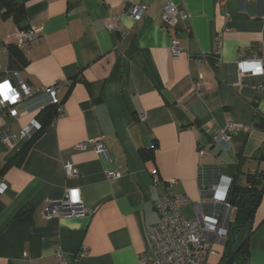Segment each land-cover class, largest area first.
I'll list each match as a JSON object with an SVG mask.
<instances>
[{"label":"crops","instance_id":"crops-1","mask_svg":"<svg viewBox=\"0 0 264 264\" xmlns=\"http://www.w3.org/2000/svg\"><path fill=\"white\" fill-rule=\"evenodd\" d=\"M18 1L22 25L37 29L39 39L18 47L23 29L0 19V81L13 83L16 74L36 91L18 103L16 117L0 112V176L7 184L0 192V264H56L58 250L66 264H138L148 248L145 229L158 220L159 195L171 190L188 198L179 211L191 218L203 200L201 178L207 185L220 175L232 178L239 157L243 173L264 174V161L252 159L264 150V130L253 126L255 115L264 121V76L240 75L235 66L239 50L264 56V0H170L188 13L175 29L162 17L168 0ZM141 4L147 8L137 21L127 11ZM172 37L183 48L177 58ZM50 86L63 114L18 163L27 140L17 134L49 106L42 88ZM226 122L234 124L228 143H213ZM88 139L103 142L104 156L91 145L74 148ZM141 150L153 158L143 159ZM67 161L75 176L65 175ZM108 170L120 176L110 179ZM239 182L245 184L244 174ZM74 190L84 214L46 220V200ZM26 207L23 223L15 215ZM246 238L240 264H264V191L233 247ZM213 248L208 262L222 264L227 245Z\"/></svg>","mask_w":264,"mask_h":264},{"label":"built area","instance_id":"built-area-1","mask_svg":"<svg viewBox=\"0 0 264 264\" xmlns=\"http://www.w3.org/2000/svg\"><path fill=\"white\" fill-rule=\"evenodd\" d=\"M146 8L147 4H141L129 9L127 12L139 21L143 18ZM162 17L167 28L175 29L180 21L185 22L188 20V13L168 0L162 6ZM113 18L116 19L117 15H114ZM107 29L115 30L111 23L107 24ZM38 39L37 29L19 30L17 33V46L20 48L29 47ZM182 51L183 48L177 37H172L170 43L172 57L177 58ZM198 64L201 65L202 61L198 60ZM235 66L240 75L264 76V56L239 50ZM15 77L13 83L9 79L0 81V84L8 82L11 88V91L7 94L9 99H5L4 94L0 92V112L12 117L18 115V103L30 97L36 91L26 85L16 74ZM200 86L199 79L195 80L192 83V90L197 93ZM42 89L49 96V105L55 106V116L52 120L55 121L63 114V104L54 86ZM260 89H262V85L258 87V90ZM146 117L147 115L144 112L138 114L140 121L145 120ZM233 128V123L226 122L222 128L212 135V142L228 143ZM40 129V122L37 119H32L29 124L19 130L17 136L28 140ZM88 145H91L97 154L104 156L105 147L100 140H82L77 142L74 148L84 150ZM202 152V150H199L200 154ZM63 169L66 176L77 174V170L70 161L64 163ZM107 175L110 179H116L120 176L116 170H108ZM231 180V177L220 175L213 183L207 185L204 179L201 178L199 190L203 200L196 204V215L191 218L184 217L179 211L180 206L190 202L188 198L175 195L171 190H166L159 195L154 201L158 220L145 229L148 248L139 257L138 264H211L207 258L210 254L215 253L213 243L225 242L227 238V225L232 209L227 202ZM175 181L176 179L172 178L169 183ZM6 187L5 180L0 176V192H3ZM74 192L76 193L75 197L73 196ZM83 214V202L77 190L68 192L56 201L46 200L43 209V216L46 220ZM85 252V249H82L80 255H84ZM55 256L57 259L56 264H66L60 250L55 252Z\"/></svg>","mask_w":264,"mask_h":264},{"label":"trees","instance_id":"trees-1","mask_svg":"<svg viewBox=\"0 0 264 264\" xmlns=\"http://www.w3.org/2000/svg\"><path fill=\"white\" fill-rule=\"evenodd\" d=\"M10 17L19 27V29H27V26H23L22 23L25 19V8L24 5L18 0H0V19ZM251 105L254 106V102H251ZM39 122L41 124V129L33 134L24 145L22 150L16 154L15 161L20 163L26 153L28 152L29 147L32 143L41 135L43 127L51 122L55 116V106L49 105L45 107L39 113ZM45 118L42 120V117ZM253 126L264 130V121L255 115V120ZM140 155L143 159H152L153 151L141 150ZM252 159L256 161H264V150L262 148L256 150L253 154ZM243 157H239L236 171L232 177L231 184L229 187L227 202L230 204L233 209L230 213V218L228 221V231L225 244L227 245V250L223 255L222 264H240L243 260V257L248 252V239L246 238L241 242V244L234 248V237L238 234L241 228L251 219L255 210L260 202L262 193L264 191V174L260 171H255L253 173L242 171V164L244 162ZM245 175V184L239 182V177ZM31 208L26 207L21 209L15 215V218L20 222L26 223L29 221L28 214H30Z\"/></svg>","mask_w":264,"mask_h":264},{"label":"snow or ice","instance_id":"snow-or-ice-1","mask_svg":"<svg viewBox=\"0 0 264 264\" xmlns=\"http://www.w3.org/2000/svg\"><path fill=\"white\" fill-rule=\"evenodd\" d=\"M4 86L7 87L8 92L11 91V88H10V85H9L8 82H4L3 84H0V87H4ZM4 98H5V99H9V96H8V95H7V96H4ZM12 98L14 99V97H12ZM75 195H76V193L74 192V193H73V196L75 197Z\"/></svg>","mask_w":264,"mask_h":264},{"label":"clouds","instance_id":"clouds-1","mask_svg":"<svg viewBox=\"0 0 264 264\" xmlns=\"http://www.w3.org/2000/svg\"><path fill=\"white\" fill-rule=\"evenodd\" d=\"M0 92H2V93L4 94V96H7V94H8V89H7V87H6V86H4V87H0Z\"/></svg>","mask_w":264,"mask_h":264}]
</instances>
